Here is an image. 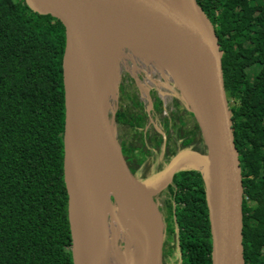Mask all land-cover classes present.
I'll use <instances>...</instances> for the list:
<instances>
[{"label":"trees","instance_id":"trees-1","mask_svg":"<svg viewBox=\"0 0 264 264\" xmlns=\"http://www.w3.org/2000/svg\"><path fill=\"white\" fill-rule=\"evenodd\" d=\"M197 2L224 52L225 86L245 188L246 264H264V0ZM65 45L59 20L34 13L25 0H0V264H74L63 172ZM257 65L260 69L253 75L248 69ZM177 113L175 125L180 126L185 117ZM149 115L141 110L121 121L119 112L116 115L136 128L140 145L131 142L129 148L139 152L141 163L155 152L158 156L167 149L174 156L181 148L170 149L168 118L165 133L149 143ZM176 136L183 139L182 148L194 144L205 152L197 121L195 127H180ZM168 187L166 255L179 264H212L201 171L181 169Z\"/></svg>","mask_w":264,"mask_h":264},{"label":"water","instance_id":"water-1","mask_svg":"<svg viewBox=\"0 0 264 264\" xmlns=\"http://www.w3.org/2000/svg\"><path fill=\"white\" fill-rule=\"evenodd\" d=\"M25 2L34 13L57 19L65 28L63 172L73 263L115 264L100 246L96 229L117 193L134 211L148 264H166L167 223L157 195L180 167L156 192L149 190L148 178L140 179L130 168L105 81L109 42L116 36L149 55L172 77L201 129L205 152L191 149L179 156L194 155L205 166L191 167L201 171L205 182L212 264H246L245 188L225 86L224 52L197 0Z\"/></svg>","mask_w":264,"mask_h":264},{"label":"bare ground","instance_id":"bare-ground-1","mask_svg":"<svg viewBox=\"0 0 264 264\" xmlns=\"http://www.w3.org/2000/svg\"><path fill=\"white\" fill-rule=\"evenodd\" d=\"M124 70L137 76L139 86L143 90V96L148 101L150 100L149 89L154 86L158 88L159 94L166 103L172 100L176 94H181L183 97L182 93L174 85L172 77L158 62L126 39L114 36L109 42L105 77L107 95L110 99V108L112 110H114L113 101L118 98L120 77ZM141 71L146 73L145 81L138 77V73ZM156 74L158 75L157 78L154 77ZM184 96L189 103H194L193 99L186 93H184ZM196 108L199 109L198 107ZM194 157L193 155V157L177 159L173 166L166 171L165 176L149 180V190L152 192L158 191L168 183L171 171L181 167L182 164H194ZM199 166L205 169L204 163ZM116 199L115 202L112 201L107 205L99 218L96 229L97 240L104 252L115 264H148V254L139 237L134 211L122 194L116 193ZM121 241L124 242V247L120 245Z\"/></svg>","mask_w":264,"mask_h":264},{"label":"rangeland","instance_id":"rangeland-1","mask_svg":"<svg viewBox=\"0 0 264 264\" xmlns=\"http://www.w3.org/2000/svg\"><path fill=\"white\" fill-rule=\"evenodd\" d=\"M260 69V65L254 66L251 69H248L253 75H255L258 70ZM139 77L144 80V78L146 77V74L144 72L139 73ZM155 78L158 77V75L156 74L154 76ZM121 81L119 84V94H118V98L116 99V101L114 100V110H115V114L117 115L119 112V119L118 120H122L124 116H127L128 113H135V112H140L141 110H146L147 112L149 111L151 116L153 117L152 120H150V117L147 118V123H146V130H148L149 135H150V140L149 143L150 144H155V141L152 140V138L154 136H158V135H163L162 133H165V127H164V123L163 126L161 128V126L159 125V121L162 122V118L164 119L165 117H175V113L178 111L177 114H181L182 116L185 117V122L183 123L182 121H178V124L180 126L175 125V120L168 123V127H169V131H170V140L169 143L171 145V148L177 149L179 148V146L181 147L180 149H177V153L172 156L170 154V152H165L162 151V153L160 155H149V159L147 161V164H149V170H147V177L149 180L158 176H165V175H161V174H157L160 171H167L168 169H170L172 167L171 161L173 159H175L176 157L178 158V160H180L181 155L185 150H191V149H195V141L194 144H191V146L186 147V148H182V141L183 139L178 138L176 136V131H178V129H180V127H183L186 129L190 128V127H195L196 124V118L194 117V115H190L186 112V109L188 111H190L184 101V99L182 98L181 94H176L172 100L168 101V103L165 102V100L161 97V95L159 94V90L157 87H151L150 88V99H151V103L144 98L143 96V92L141 90V88L139 87V82L137 80V78L133 75L130 74L129 72H126V70L123 71L121 77H120ZM171 86V85H170ZM177 91V90H175ZM140 100L143 102V106L142 104H140L139 102H137V100ZM145 102V103H144ZM153 103V107L154 109L150 108L152 107ZM177 103V104H176ZM178 105V106H177ZM113 111V110H112ZM168 114V115H167ZM153 115H157V116H153ZM115 125H116V130L118 133V136L120 138V140H123V142L127 145L126 147L131 146V142H134L135 145H140L139 139L137 137V131L135 130L136 128L133 126H130L126 123H122L120 121L117 120V117L115 116ZM175 136V137H174ZM177 140L176 142H174V139ZM126 150V149H125ZM196 150V149H195ZM132 154H134V156L137 154L135 151H130ZM138 152V151H137ZM126 153L127 150H126ZM139 153V152H138ZM165 153L170 154L168 156H170L169 158H167L165 156ZM155 157V158H154ZM189 157V156H184ZM156 160H157V164H156ZM153 161V163H152ZM201 163L197 162V159L194 160V164L188 165V164H182V166L180 167L179 170L181 169H185L188 167H191L192 165L194 166H198ZM161 167V168H160ZM178 170V171H179ZM177 172V171H176ZM173 184V180L172 182H169L168 185H166L165 187H163L162 192L160 194L157 195L158 198L161 199L160 202H162L163 204H166V200L168 199V196L170 194V189H169V185ZM113 202L114 198L112 197ZM165 212H167V210L165 209ZM166 214V213H165ZM168 216V215H167ZM167 224L169 225V222L167 221ZM168 225H167V238H169V233H168ZM120 245L122 247H124V242H120ZM166 264H179V261L177 260V258H169L168 256L166 257Z\"/></svg>","mask_w":264,"mask_h":264},{"label":"flooded vegetation","instance_id":"flooded-vegetation-1","mask_svg":"<svg viewBox=\"0 0 264 264\" xmlns=\"http://www.w3.org/2000/svg\"><path fill=\"white\" fill-rule=\"evenodd\" d=\"M148 113H150L149 111H148ZM168 115V114H167ZM154 117L155 116H157V115H153ZM149 117H150V120H152L153 119V117L151 116V114L149 115ZM166 118H168L167 120H169V122H170V124H171V122L172 121H174V119H173V117L171 116L170 118L167 116V117H165L164 119L162 118V122H158L159 123V125L161 126V128H162V126H163V123H164V120L166 119ZM120 139V138H119ZM168 140V139H167ZM121 141V144H122V147H124V150L126 149L127 150V152L128 153H126V150L124 151L125 153V156H126V158H127V161H128V163H129V165H130V168L132 169V171L140 178V179H143V177L144 176H146V174H147V170H149V164L151 163H149V164H147V161H148V159H149V157L147 158V160L146 161H144V162H139V153L136 151V150H134V149H131V148H129V147H126L127 145L123 142V140H120ZM194 141L195 142H197V135L195 136V138H194ZM197 144V143H196ZM195 144V145H196ZM132 145V144H131ZM203 146H204V143H203ZM205 148V147H204ZM130 151H135L137 154L134 156V154H132ZM199 151H202V149H199ZM156 153V152H155ZM155 153H154V155H155ZM162 153V152H161ZM160 153V154H161ZM155 157H156V155H155ZM154 157V158H155ZM152 163H153V161H152ZM156 164H157V160H156ZM161 201V199H159V203H160V206H161V209H162V211H163V213H164V217H165V220H166V212H165V209H166V205L165 204H163L162 202H160ZM167 248H168V238H167V244H166V251H167ZM166 257H167V255H166Z\"/></svg>","mask_w":264,"mask_h":264},{"label":"built area","instance_id":"built-area-1","mask_svg":"<svg viewBox=\"0 0 264 264\" xmlns=\"http://www.w3.org/2000/svg\"><path fill=\"white\" fill-rule=\"evenodd\" d=\"M141 72H144V71H141ZM141 72H139V73H141ZM139 73H138V77H139ZM145 73V72H144ZM146 74V73H145ZM135 76V75H134ZM136 78H137V76H135ZM140 78V77H139ZM146 78V77H145ZM145 78H144V80H142L141 78V80L142 81H145ZM138 80V79H137ZM140 87V86H139ZM155 87V86H154ZM141 88V87H140ZM141 90H142V88H141ZM142 92H143V90H142ZM149 94H150V89H149ZM151 98V97H150ZM149 102L151 103V99L149 100ZM145 103V102H144ZM152 105V107L150 108V110L151 109H154V107H153V103L151 104ZM158 177H160V176H158ZM149 180V179H148Z\"/></svg>","mask_w":264,"mask_h":264}]
</instances>
